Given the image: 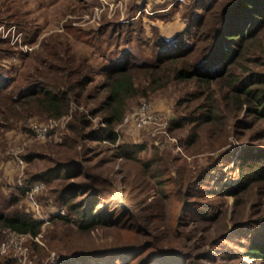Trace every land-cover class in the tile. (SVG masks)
Segmentation results:
<instances>
[{
    "label": "rangeland",
    "instance_id": "obj_1",
    "mask_svg": "<svg viewBox=\"0 0 264 264\" xmlns=\"http://www.w3.org/2000/svg\"><path fill=\"white\" fill-rule=\"evenodd\" d=\"M190 5L191 0H0V213L28 212L42 222L36 236L0 226V264H264L242 253L248 238L264 234L258 224L264 222V180L243 185L248 171L262 163L256 157L264 151V122L249 116L243 120L248 128L235 126L245 115L241 109L237 118H230L225 137L211 135L206 124L197 130L194 142L188 140L192 124L187 118L197 115L196 106L213 93L223 95L224 79L209 84L174 80L134 97L115 125L114 143H87L94 152L92 171L116 188H101L98 207L124 202L127 212L117 208L114 213L121 220L131 219L136 228L104 225L82 231L56 217L66 215L57 193L68 182L83 181L82 175L41 182L43 189L36 195L39 215L29 210L26 200L24 189L33 184L29 180L69 162L72 155L60 143L74 112L90 121L86 131L104 127L103 113L93 111L105 96L101 85L106 67L154 63L163 52L178 50L180 41H193L187 20ZM253 49L234 67L235 73L241 74L245 65L261 69L264 30ZM64 61L91 79L75 92L79 101L71 103L68 113L52 119L35 104H22L38 82H60ZM134 81L139 89L146 86L144 70L134 71ZM142 101L161 112L164 130L157 124L137 128L123 123ZM234 114L228 106L220 116ZM35 127L46 131L38 133ZM121 145L131 155L128 159L111 156ZM133 145L144 148L136 152ZM85 147L84 157L89 154ZM243 153L248 162L238 160ZM178 180L185 185L180 188ZM187 201H197L193 220L178 225ZM153 235L160 238L158 247L172 256L159 254L143 263L120 251L144 244ZM227 245L240 254L223 259L217 249Z\"/></svg>",
    "mask_w": 264,
    "mask_h": 264
},
{
    "label": "trees",
    "instance_id": "obj_2",
    "mask_svg": "<svg viewBox=\"0 0 264 264\" xmlns=\"http://www.w3.org/2000/svg\"><path fill=\"white\" fill-rule=\"evenodd\" d=\"M190 6L187 20L188 26L192 29L190 36L193 41L186 45L184 41H180L177 45L180 47L178 50L174 48L172 52H163L154 63L131 62L119 66L111 64L106 67L104 71L106 78L101 85L105 96L93 111V115L98 112L103 113L104 127L98 131H86L90 121L83 113L74 112L60 143L72 155L69 162L59 165L56 171L52 169L28 181L34 184L49 182L58 177L71 180L77 176H83V181L68 182L57 193L56 200L59 201V208H64L66 215L56 217L75 224L82 231L104 225L130 230L136 228L133 227L134 223L130 222L131 219L121 220V215L114 213L117 208L121 209V212L122 210L127 212V205L124 206V202L114 201V205L109 208L108 205L98 207L101 188L106 190L112 188L114 191L116 188L106 178L92 171L96 168L90 163L92 160L90 156L94 152H92L93 149L88 150L90 147L87 143L93 141L98 144L102 141L114 143L118 137L115 125L121 121L127 102L134 97L145 96L149 90L162 88L174 80L196 79L206 84L220 79L225 80L226 90L223 95L213 93L196 106L197 115L194 113L187 118L192 124L188 135L190 142L197 139V130L206 124L211 128V135L219 134L225 137L230 118L232 120L237 118L241 109H245V115L235 122V126L248 128L243 125V120L249 116L254 117V120L264 122V59L260 61L261 69L259 70L245 65L242 66L241 74L233 71L234 67L240 65L238 63L244 59L245 53L255 51L254 44L260 32L264 30V0H191ZM188 31L190 30L187 28L186 32ZM137 69L144 70L148 78L143 89H139L134 81V71ZM60 71L64 76L60 82H38L33 91L25 93L22 98L25 100L22 104H35L36 109L44 113L47 118L58 119L66 115L71 103L79 101L80 95L75 92L82 91L91 79L88 75L81 74L79 68H71L65 61ZM73 76H75V81ZM228 106L231 107V111H235V114L223 118L220 114ZM3 118L6 121L9 120L7 115ZM83 145L89 152L85 157L81 150ZM134 148L136 149L134 151L138 152L144 147L131 146V149ZM111 156L128 159L131 155H128L125 147L121 145L115 147ZM256 158L262 159V163L248 171L243 185L250 181L264 180V151H260ZM26 159L29 160L31 157ZM238 160L248 162L245 153L241 154ZM60 168H64L65 173H60L58 171ZM180 180L177 182L181 188L185 184ZM234 190H230V193L234 194ZM183 206L181 214L176 219L178 225H183L184 222L190 223L193 220L195 214L193 206H197V201H187L183 203ZM263 223L258 224L264 226ZM41 225L42 222L28 212L0 213V226L18 234L36 236L40 232ZM152 237H154L152 240L144 244L128 245L122 247L120 251L123 254L139 257L143 263L159 254L172 256L171 252L162 251L158 247L160 241L158 236L153 235ZM248 240V244L242 245L244 247L242 253L247 257L258 258L264 262V234L254 235ZM217 250L223 253V259H233L241 252L228 245ZM144 252H146L145 255ZM173 255L180 257L178 253L173 252Z\"/></svg>",
    "mask_w": 264,
    "mask_h": 264
},
{
    "label": "built area",
    "instance_id": "obj_3",
    "mask_svg": "<svg viewBox=\"0 0 264 264\" xmlns=\"http://www.w3.org/2000/svg\"><path fill=\"white\" fill-rule=\"evenodd\" d=\"M160 113L161 112L155 109L150 102L142 101L132 113L125 115L123 119V123L131 124L137 128H145L146 126L157 124L158 126L161 127L162 130H164L165 124L162 122L160 118ZM35 131H37L38 133H43V131H46V128L35 127ZM42 189H43V183L41 182H37L32 185H27L24 189L26 194V200L28 201V205H29V210H31L36 215L40 214L38 211L39 205L36 199V195ZM59 211L61 214L64 212L62 209L57 208V212Z\"/></svg>",
    "mask_w": 264,
    "mask_h": 264
},
{
    "label": "crops",
    "instance_id": "obj_4",
    "mask_svg": "<svg viewBox=\"0 0 264 264\" xmlns=\"http://www.w3.org/2000/svg\"><path fill=\"white\" fill-rule=\"evenodd\" d=\"M147 2H150L151 0H146ZM146 4H148V3H146Z\"/></svg>",
    "mask_w": 264,
    "mask_h": 264
}]
</instances>
